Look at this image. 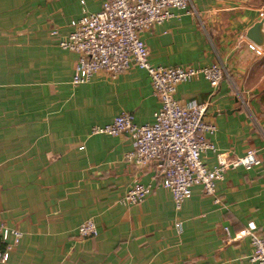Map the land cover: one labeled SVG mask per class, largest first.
Returning a JSON list of instances; mask_svg holds the SVG:
<instances>
[{
  "label": "crops",
  "instance_id": "crops-1",
  "mask_svg": "<svg viewBox=\"0 0 264 264\" xmlns=\"http://www.w3.org/2000/svg\"><path fill=\"white\" fill-rule=\"evenodd\" d=\"M103 1L0 0V216L23 232L0 264H257L242 230L254 221L264 234V54L248 47L247 32L264 17V0H192L190 11L174 8L140 33L154 65L225 68L217 88L199 75L178 83L174 96L209 101L205 118L217 125L210 139L219 152L254 147L262 159L226 170L216 182L221 202L195 185L180 210L161 184L159 161L125 159L129 133H91L123 111L139 124L154 120L160 99L147 70H99L73 84L79 55L51 34L67 33L83 7L96 11ZM203 157L217 163L211 149ZM136 181L151 183V193L120 202ZM89 217L99 233L80 237Z\"/></svg>",
  "mask_w": 264,
  "mask_h": 264
},
{
  "label": "built area",
  "instance_id": "built-area-1",
  "mask_svg": "<svg viewBox=\"0 0 264 264\" xmlns=\"http://www.w3.org/2000/svg\"><path fill=\"white\" fill-rule=\"evenodd\" d=\"M191 1L104 0L96 11L83 7L82 14L71 20L72 29L67 33L61 34L58 28L51 30L52 35L58 36L61 48L79 55L72 76L73 84L89 80L99 70L114 76L133 64L147 70L153 92L160 99L154 120L139 124L132 112L123 111L110 122L94 125L91 133H129L133 146L125 153V159L138 166L159 161L162 166L161 184L171 191L176 210L182 208L195 185H200L205 194L213 196L215 202H221L216 182L224 179L227 169L237 165L250 169L262 162L254 147L242 155L219 152L210 139L217 125L205 118L209 101L185 104L174 96L178 83L199 75L217 88L226 74L220 63L169 66L154 65L149 59V48L140 35L141 31L168 20L174 15V8L190 11ZM248 47L264 54V46L252 40L248 41ZM208 149L217 153V163L212 167L205 163L203 157ZM151 191V183L136 181L121 196L120 202L139 203ZM175 226L181 231L182 220L177 219ZM77 232L80 237H92L97 236L99 230L94 218L89 217L78 225ZM242 233L251 238L253 251L249 259L264 264V234L259 233L254 221H250ZM22 235L20 228L7 224L0 216L1 261L10 258Z\"/></svg>",
  "mask_w": 264,
  "mask_h": 264
},
{
  "label": "water",
  "instance_id": "water-1",
  "mask_svg": "<svg viewBox=\"0 0 264 264\" xmlns=\"http://www.w3.org/2000/svg\"><path fill=\"white\" fill-rule=\"evenodd\" d=\"M264 17L254 23L248 30L247 36L256 41L259 45H264Z\"/></svg>",
  "mask_w": 264,
  "mask_h": 264
}]
</instances>
